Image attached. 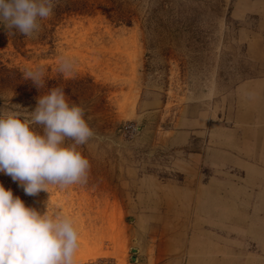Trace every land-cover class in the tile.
<instances>
[{"label":"rangeland","instance_id":"1","mask_svg":"<svg viewBox=\"0 0 264 264\" xmlns=\"http://www.w3.org/2000/svg\"><path fill=\"white\" fill-rule=\"evenodd\" d=\"M261 1L52 0L31 37L0 25V110L59 86L94 132L86 183L30 196L0 172L26 207L72 221L74 264H264V166L237 164L264 159V136L236 99L264 76Z\"/></svg>","mask_w":264,"mask_h":264},{"label":"clouds","instance_id":"2","mask_svg":"<svg viewBox=\"0 0 264 264\" xmlns=\"http://www.w3.org/2000/svg\"><path fill=\"white\" fill-rule=\"evenodd\" d=\"M53 7L52 0H0V25L8 34L31 37L39 31V21L53 14ZM61 71L70 72V65L62 64ZM25 76L42 86L39 72ZM19 109L13 105L0 110V172L30 196L48 192L49 185L86 183L90 162L78 148L94 132L85 109L59 86L41 95L34 111ZM78 239L70 219L40 214L0 184V264H74Z\"/></svg>","mask_w":264,"mask_h":264},{"label":"crops","instance_id":"3","mask_svg":"<svg viewBox=\"0 0 264 264\" xmlns=\"http://www.w3.org/2000/svg\"><path fill=\"white\" fill-rule=\"evenodd\" d=\"M264 1L255 5V64L264 65ZM257 62V63H256ZM236 99L238 104L243 102L242 107H237L243 111L241 119L243 125H249L251 128L246 130L245 134L255 135V145L258 136H264V76H255V78L245 80L236 87ZM238 165L245 168H255V166H264V159H240Z\"/></svg>","mask_w":264,"mask_h":264}]
</instances>
